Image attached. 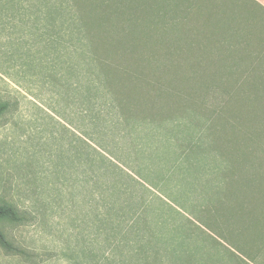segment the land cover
Returning a JSON list of instances; mask_svg holds the SVG:
<instances>
[{"label":"rangeland","instance_id":"obj_1","mask_svg":"<svg viewBox=\"0 0 264 264\" xmlns=\"http://www.w3.org/2000/svg\"><path fill=\"white\" fill-rule=\"evenodd\" d=\"M35 6L40 17L26 25L36 23V32L18 35L41 46L34 63H42L43 84L122 91L136 105L154 106L185 154L224 152L234 160L244 154L250 159L244 168L264 170V0H41ZM3 101L10 110L0 115V204H14L22 218L0 220L13 245L0 244V264H161L137 256L147 243L136 241L139 228L129 219L103 220L95 209L70 204L73 195L46 191L53 177L39 160L40 138L24 131L30 102L0 76Z\"/></svg>","mask_w":264,"mask_h":264},{"label":"crops","instance_id":"obj_2","mask_svg":"<svg viewBox=\"0 0 264 264\" xmlns=\"http://www.w3.org/2000/svg\"><path fill=\"white\" fill-rule=\"evenodd\" d=\"M40 1L0 0V76L30 102L24 131L40 138L39 160L53 177L46 191L73 195L70 204L103 220L129 219L136 241L161 244L177 264H264V170L244 168V154H185L155 107L122 91L39 81L41 46L18 34L36 32L26 22L39 19ZM0 105V115L10 110Z\"/></svg>","mask_w":264,"mask_h":264},{"label":"trees","instance_id":"obj_3","mask_svg":"<svg viewBox=\"0 0 264 264\" xmlns=\"http://www.w3.org/2000/svg\"><path fill=\"white\" fill-rule=\"evenodd\" d=\"M2 110H3V106L0 105V113L2 112ZM4 218H5V220L16 221V220H20L22 217L20 215L19 209L14 204H11L9 202L8 203L5 202V204H0V220L4 219ZM0 244L3 247L8 248V249L13 248V245L11 244V242H9L6 239V236L1 231V229H0ZM142 248H143V250L139 251L140 253L137 256H139L141 258H145V259H150V258H153L156 260L161 259V261H162L161 264H166V263H164V259H166V258L164 256H162L161 244H158V243L157 244L156 243L145 244V245H143ZM153 253H156L158 256L153 257V255H152ZM149 264H153V262H151ZM170 264H177V259L175 258V260H173L170 258Z\"/></svg>","mask_w":264,"mask_h":264}]
</instances>
